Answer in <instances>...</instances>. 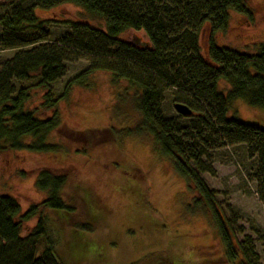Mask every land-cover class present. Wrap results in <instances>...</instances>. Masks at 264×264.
<instances>
[{
  "label": "rangeland",
  "instance_id": "1",
  "mask_svg": "<svg viewBox=\"0 0 264 264\" xmlns=\"http://www.w3.org/2000/svg\"><path fill=\"white\" fill-rule=\"evenodd\" d=\"M246 2L250 17L231 13L226 32L215 35V45L253 53L264 40V0ZM6 4L0 0V16L9 11ZM80 13L72 4L36 8L35 17L49 20L43 34L27 30L12 35L25 40L46 35L47 43L53 44L75 34L68 23L73 17H82ZM4 35L0 28V74L9 71L0 85L5 96L12 99L24 90L28 96L25 110L48 118L53 110L42 104L49 94L60 125L46 137V143L56 147L53 151H0V196L15 199L22 215L47 196L35 187L39 171L65 177L59 196L72 210L42 211L51 222L46 240L61 264H227L208 219L187 211L197 195L157 153L151 137L124 134L141 120L134 93L121 96L127 82L114 84L108 72L97 69L87 77L88 87L71 86L64 94L66 83L92 62L91 55L78 48L80 59L66 62L63 76L56 81L43 84L38 72L28 81H17L9 69L14 57L30 46L3 48ZM79 35L90 37L85 32ZM118 39L149 47L142 32L128 30ZM201 47L206 48L203 37ZM105 52L98 59H110L115 53L121 56L113 47ZM157 85L163 117L180 116L173 108L176 90L160 82ZM220 85L226 89L223 81ZM233 112L244 123L264 124V109L251 108L241 100L233 102ZM180 122L185 125L186 121ZM200 166L199 175L213 192L234 243L249 244L251 260L264 264V193L256 153L250 154L244 144L208 147ZM36 221L37 217L20 222L21 238Z\"/></svg>",
  "mask_w": 264,
  "mask_h": 264
},
{
  "label": "trees",
  "instance_id": "2",
  "mask_svg": "<svg viewBox=\"0 0 264 264\" xmlns=\"http://www.w3.org/2000/svg\"><path fill=\"white\" fill-rule=\"evenodd\" d=\"M4 1L9 11L0 16V28L5 33L1 39L3 48L30 46L14 57L9 69L13 77L25 82L38 72L41 83L54 82L63 76L66 62L80 59L75 50L78 48L89 53L92 62L66 83L64 94L71 86L88 87L87 77L97 69L108 72L114 84L126 81L128 90H123L121 96L124 92L127 95V91L134 93L141 120L124 134L151 137L157 153L169 161L173 171L197 195L187 211L208 219L227 264H258L251 260L253 252L249 244L234 243L228 222L216 208L213 192L199 175L201 158L206 156L208 147L244 144L250 154L256 153L264 193V124L244 123L233 112L236 100L251 108L264 109V40L252 49L253 53L218 47L214 42L216 34L226 32L231 13L250 17L246 0ZM62 4H72L81 10L82 17H73L68 23L75 31L72 37L49 44L46 35L33 40L12 35L27 30L43 34L49 20L35 17L34 10ZM92 22L98 26L93 27L89 24ZM128 30L142 32L149 47L138 48L119 40ZM79 32L90 37L80 38ZM108 47L119 50L121 56L115 53L110 59H98ZM5 72L0 74V85ZM222 81L226 89L220 85ZM158 82L176 90L174 102L187 106L189 116L163 117ZM6 94L0 87V151L55 150L54 145L46 143L47 135L60 125L50 95H44L42 105L53 113L48 118H38L25 110L28 96L24 90H19L12 99ZM180 121H186L185 125ZM26 138L31 142H26ZM64 184V176L39 171L35 187L47 196L22 215L15 199L0 196V264H61L54 256L53 245L46 240L51 222L42 211L72 210L64 206L59 196ZM34 217H37L35 226L21 238L20 222Z\"/></svg>",
  "mask_w": 264,
  "mask_h": 264
},
{
  "label": "water",
  "instance_id": "3",
  "mask_svg": "<svg viewBox=\"0 0 264 264\" xmlns=\"http://www.w3.org/2000/svg\"><path fill=\"white\" fill-rule=\"evenodd\" d=\"M130 44H131V43H130ZM132 45L138 47V46L136 45V43H134V44H132ZM147 45H149L148 41H147ZM138 48H142V47H138ZM173 108H174L175 112H176L177 114L181 115V116H189V115L191 114L190 109H189L187 106L183 105V104L175 103V104L173 105Z\"/></svg>",
  "mask_w": 264,
  "mask_h": 264
}]
</instances>
